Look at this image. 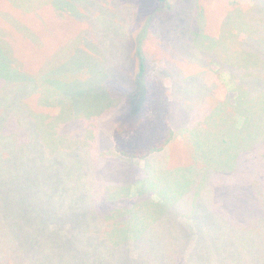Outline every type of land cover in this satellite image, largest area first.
Here are the masks:
<instances>
[{
	"label": "trees",
	"instance_id": "16d2710c",
	"mask_svg": "<svg viewBox=\"0 0 264 264\" xmlns=\"http://www.w3.org/2000/svg\"><path fill=\"white\" fill-rule=\"evenodd\" d=\"M7 1L24 12L42 8L47 3L59 16L74 23L77 21V24L83 22L86 28L78 31L81 37L78 45L73 46L74 52L70 59L61 67L43 74L27 69L28 65L17 59L13 50L4 42V33L0 31V152L4 153L9 144L15 146L16 139L23 134L22 130L23 138L28 135L33 139L24 146L29 158L52 163L50 159L58 155V151L48 153L40 145V139L45 134L43 122L39 118L42 113L39 112L44 110L36 111L29 104V96L40 93L50 97L45 107L49 110L53 107L59 109L60 114L53 123L58 127L64 124L68 126L69 121L77 118L83 120V123L94 120L100 124L106 113L113 115L118 112L120 119H116L115 126L107 133L100 131L97 143L92 147L97 148L100 144V147L110 150L111 159L123 161L134 168L128 177V186L123 187L124 194L112 195L117 200V205L113 206L115 211L104 217L85 214L82 220L74 216L68 220L61 210L51 211L50 205L41 202L39 207L45 209L39 208L36 212L34 227L29 230V224H24V229L18 226L20 230L17 234L11 231L8 246L3 242V232H0V264H35L42 260L48 262L78 258L81 249H75V245L68 248L71 243L67 242L71 239L73 224H77L76 230H93L100 228L99 224L104 220L106 224H114L110 234L101 241L87 237L88 242L84 244L88 253L83 254L82 258L87 264H97L98 261L106 264L112 258L115 263L118 245L130 237L129 241L135 242V245L129 249L131 259L126 262L131 264L137 255L135 227L147 218L145 216L151 209L157 212L153 223L165 229L174 227L178 231L168 233L175 245L170 247L169 256L163 263L199 264L197 258L215 255L218 248L210 242L199 241L196 231L190 229L199 220H194L191 215L193 204L207 206L206 211L200 213L199 221L208 229L212 225L220 226L223 231L217 233L221 234V242L231 240L233 244H239L244 241L249 245L247 249L251 257L244 261L239 257V262L235 264H264V179L258 176L264 172V0H250L253 7L248 12V22L241 25L240 29L247 34L240 40V53L232 62L231 57L220 58L219 50L211 56L210 52L198 48L201 45L199 38L203 36L196 28L191 31L185 29L186 19L192 18L187 15L179 17V21L169 25L167 30L180 34L178 40L183 41L194 52V56L198 53L207 58L200 66V71L187 74L182 68L192 63L188 58L191 50L183 51L182 59L173 58V50L170 48L163 57L143 51L146 35L153 31L151 24L146 22L135 39L133 61L129 63L128 70H122L118 76L116 72L106 69V52L99 51L92 43L97 40L100 31L93 26L95 18L91 8L94 2ZM197 1L186 0V3L195 7ZM155 2V9L153 4L149 10L150 20L155 14L163 15L164 19L169 18V6L177 3L169 4V0ZM37 3L39 5L36 6ZM4 16L13 20L18 31L34 36L20 21L0 7V17L9 21ZM116 30L120 28L116 27ZM160 30L163 38L165 31L162 27ZM139 32L146 35L139 36ZM158 57L162 61L155 63ZM195 61L199 64L202 62ZM238 61L247 63L239 64ZM211 66L217 67V73L221 71L230 78V84L225 83L229 86L224 87L223 100L216 103L211 100L215 98L213 91L218 85L208 84L205 80ZM82 74L91 77L83 80L80 78ZM11 114H15L19 126L10 121ZM146 123L151 131L146 139H140L133 132ZM258 135L255 140L254 137ZM74 145L69 147L72 154L77 153L75 149L81 147ZM174 148L183 158L181 162L172 155ZM258 151L260 159L254 161L255 164L249 169L254 174L252 178L262 180H254L252 186L244 188L239 181L234 185L236 187L230 188V194L234 193L239 198L238 208L232 209V216L220 197L222 184L225 179V183L231 180L233 177L230 176L235 174H238L239 180L243 179L242 175L247 171L245 158H253ZM93 155L96 156L95 153ZM171 157L175 164L165 165V178L157 177L154 171H144L149 161L165 163ZM4 172L5 169L0 177H6ZM136 204L140 211L134 210ZM4 215L1 214L2 220ZM31 231L36 234L35 237ZM124 232L129 237L119 241V235ZM48 239L57 241L55 247L58 249L55 248L54 252L47 244ZM101 254L104 261L100 258Z\"/></svg>",
	"mask_w": 264,
	"mask_h": 264
},
{
	"label": "rangeland",
	"instance_id": "374dc122",
	"mask_svg": "<svg viewBox=\"0 0 264 264\" xmlns=\"http://www.w3.org/2000/svg\"><path fill=\"white\" fill-rule=\"evenodd\" d=\"M88 1L95 3L91 8L95 18L93 26L100 30L97 40L95 39V42L92 43L99 51L106 52L108 60L106 69L116 72L117 76L122 70H128L129 63L133 61L134 56L132 53L135 50V39L137 40L138 31L145 26L146 22L151 24L153 31L148 32L147 35L139 32V36L144 37L146 35L142 47L143 51L150 52L156 57L158 55L163 57L165 51L170 48V50H173V58L179 57L182 59L184 56L183 51L191 49L185 46L183 41L178 40L177 36L180 34L168 31L167 27L177 23L179 17L183 16L184 18L187 15L192 18L186 19L185 29L191 31L196 28V30H200L203 36L199 38L201 45L198 48L210 52L211 56L216 55L217 50H219L221 53L219 54L221 55L220 58L229 59L231 57L230 61L232 62L240 53L238 48L240 40L247 34L240 31L241 25L248 22L246 18L249 17L248 12L253 7L250 0H198V5L195 7L187 4L186 0H169V4L177 1L175 5L169 6L170 17L164 19L163 15L155 14L150 20L151 13L149 10L153 4V9H155V0H132L131 2H125L124 0ZM0 7L15 20L20 21L27 31L34 35L32 37L23 31H18V28L13 24V20L9 17L4 16L9 18V21H5L0 17V31L4 33V42L13 50L17 59L26 63L28 65L27 69L35 73L40 72L43 74L64 65L74 52L73 46L78 45V40L81 37L77 34L78 31L86 28L83 22L77 24V21L74 23L59 16L58 12L49 7L47 3L42 8L32 9L29 12L14 8L7 0H0ZM116 27H119L120 30H116ZM161 27L165 31L163 38L161 37ZM193 53L191 50L188 56L192 63L182 67L187 74L200 71L203 61H207L205 56L202 57L198 53L194 56ZM194 60H201L202 62L199 64ZM155 61V63H158L162 60L158 57V60ZM238 63L246 65L247 62L238 61ZM230 65L233 64L230 63ZM182 66H184L183 63ZM216 71L217 67L211 66L205 76L208 84L215 83L218 85L216 90L213 91L215 98L211 100L215 103L223 100L224 87L230 84V78L226 74L221 71L217 73ZM89 77L91 76L88 74L80 76L83 80H87ZM225 83L229 84L226 85ZM49 101V96L40 93L29 96V104L33 105L34 110H44L48 114L46 115L44 111L39 112L42 113L39 118L43 122V134H45L40 139V145L48 153L59 152L57 156L50 159L52 163L29 158L24 146L27 145L26 142H31L33 139L28 135L23 138L24 132L22 130L21 133L23 134H20L16 139V145L9 144L4 153L0 152V174L5 169L4 173L6 175V177H3V175L0 177V232H3V242L7 246L10 243L11 231H15L17 234L24 224H29L27 227L29 230L34 227L33 222L36 221V214H38L36 212L39 211V208L45 209L43 206L39 207L41 202L50 205L52 207L51 211L61 210L60 212H63L68 220L73 216L75 219L79 217L82 220L81 217L85 214L104 217L114 212L113 206L117 205V200L113 199L112 195L118 194L120 196L124 194L123 187L128 186V177L132 174V168H134L127 166L123 161L111 159L112 155L108 148L100 147V144L97 148L92 147L97 143V134H100V131L101 133H107V131L112 130V126H115L116 119H120L117 116L118 112L117 114L114 112L113 115L106 113L100 124L94 120L83 123V120L77 118L69 121L68 126L64 124L58 127L53 123L60 114L59 109L53 107L49 110L45 107ZM9 117L14 125L19 126L15 114H11ZM150 131L151 128L146 123L142 124L139 130L135 129L133 133L140 139H146ZM258 137L259 135L255 136L254 139L257 140ZM0 142H2L1 139ZM73 144H75V147L81 146L75 149L78 151L75 154H72L71 148H69ZM94 153L96 156L93 155ZM172 155L176 156L180 160L179 162L183 159L177 148H174ZM259 155L261 154L258 151L253 158L250 156L247 159L245 158L247 171L245 175H242L243 179L239 180L237 178L238 174H235V176H230L233 177L231 180L225 183V179L224 184H222V195L220 197L232 216L234 215L232 209L238 208L239 198L234 193L230 194V188L236 187L237 185H234L239 181L243 184V188L249 187L248 185L252 186L254 180L260 179L252 178L254 174H251V169H249L255 164L254 161L260 159ZM174 164L172 157L165 163L163 161H149L146 164L147 169L144 171L151 170L154 171L153 173L158 174L157 177L165 178V165L172 166ZM258 176L264 179V172L259 173ZM248 192L251 193L249 190ZM136 206L137 204L134 206V210L140 211ZM206 208L207 206L204 204H193L191 212L193 219L201 220L200 213L205 212ZM2 213H5L3 220L1 219ZM45 213L49 215L48 212ZM156 215L157 212L151 209L145 216L147 218L142 219L136 225L135 249L137 255L131 264H164L169 256L170 247L175 245L169 238L168 233L171 231L178 233V231L174 227L165 229L153 223V218ZM199 220L190 229L196 231L199 241L202 243L210 242L218 248L215 255L197 258L199 264H235L239 262V257L243 261L251 257L247 249L249 245L246 242L243 241L239 244H233L231 240L221 242V234H218L217 231H223L222 228L218 225H212L208 229ZM104 221L99 224L100 228L93 230L87 228L76 230L77 224H73L71 239L67 240L68 243H71L68 248L74 245L75 249L79 247L81 249L80 257L48 262L42 260L35 264H87L82 258L83 254L88 253L84 244L88 242L86 238L90 237L101 241L110 234L114 225H111V223L106 224ZM182 229L186 230L187 228ZM30 233L33 237L36 236L34 231ZM128 237L126 232L121 233L119 241ZM53 239H48L47 244L54 252V249L57 248V246L55 247L57 241ZM129 240L130 237L127 241ZM127 241L118 245L115 263L113 262L114 258H112L106 261V264L112 262V264H128L126 261L131 259L129 249H132L135 242ZM89 250L91 251V249ZM100 258L104 261L103 254L100 255ZM258 262L260 263V260ZM97 264L105 263H99L98 261Z\"/></svg>",
	"mask_w": 264,
	"mask_h": 264
}]
</instances>
